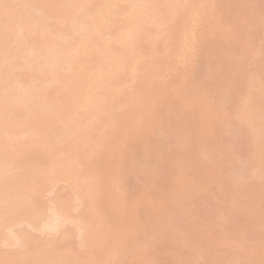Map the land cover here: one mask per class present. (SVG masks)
I'll list each match as a JSON object with an SVG mask.
<instances>
[{"label":"bare ground","instance_id":"bare-ground-1","mask_svg":"<svg viewBox=\"0 0 264 264\" xmlns=\"http://www.w3.org/2000/svg\"><path fill=\"white\" fill-rule=\"evenodd\" d=\"M244 2L0 0V264H98L100 257L108 264H132L131 258L155 264L161 253L171 254L169 247L181 253V246L186 264L209 260L215 244L218 250L231 240H203L172 224L182 219L176 216L181 201L194 204L200 193L209 192L208 178L224 169L232 172V166L226 169L229 159L241 156L242 147L238 143L232 150L221 139L227 133L246 144L243 164L239 159L229 174L231 187L213 197V206L224 219L223 203L235 211L244 202L253 204L255 216L248 212L260 234L255 241L264 245V15L253 22L257 30L251 28L260 31L258 36L252 30L251 36L262 39V52L252 62L258 65L255 74L243 63L249 54L237 56L240 44L253 53L247 49L249 22L244 21L246 27L236 20L248 17ZM146 46L144 52H152L147 51L149 61L141 51ZM249 56L252 61L255 54ZM127 69L133 72L126 75L133 78L132 96L122 86ZM165 73L178 75L177 81L170 77L173 87L183 81L175 93L180 94L163 96L166 101L160 92L169 90L170 82L159 80L167 78ZM157 80L161 83L155 86ZM232 109L240 110L238 123L231 122ZM96 119H101L97 130ZM221 126L225 135L219 137ZM92 130L101 136L93 138ZM133 132L142 136L137 139ZM171 137L175 144L168 143ZM81 138L87 141L76 149L71 142ZM65 140L75 150L65 147L70 156L59 148ZM62 181L69 184L72 200L82 204L74 206L61 194L49 202L47 196ZM247 189L251 194L242 198L240 191ZM188 205L178 209L183 217L189 215ZM132 233L138 240L128 239ZM126 239L133 243L125 244ZM253 258L249 264H264V257Z\"/></svg>","mask_w":264,"mask_h":264},{"label":"rangeland","instance_id":"rangeland-1","mask_svg":"<svg viewBox=\"0 0 264 264\" xmlns=\"http://www.w3.org/2000/svg\"><path fill=\"white\" fill-rule=\"evenodd\" d=\"M171 1V0H170ZM183 0H179V2H180V4H181V6H184V5H186V4H188V2H190V0H188V1H186V3H185V1H183ZM244 1V0H243ZM221 5V4H220ZM244 7H245V10H246V13H248V17L245 15V17H247V19L245 18V17H243V16H241V17H238L236 20H237V23L238 22H240V23H242V22H244V21H246V23L247 22H249L248 24H249V26H248V24H247V26H246V23L245 24H243L244 26H246L247 28H248V31H246L245 33H250L249 35H248V37L250 36V38L252 37L251 35H255L258 31H254L253 29H255V30H257L256 28L258 27H256V26H254V25H256V23H254V25H253V22H256V19L259 17V15H261V14H263L264 15V0H258L257 2H256V0H247V3H246V0H245V2H244ZM262 16V15H261ZM262 17H264V16H262ZM243 19H246V20H243ZM259 19V18H258ZM243 20V21H242ZM260 20H263V18H261L260 17ZM259 20H257V22H258ZM260 23L262 22V21H259ZM258 22V23H259ZM257 23V24H258ZM259 23V24H260ZM252 26H254V27H256V28H254V27H252ZM241 27V26H240ZM246 27H245V29H246ZM261 27H263L262 26V24H261ZM260 27V28H261ZM237 28V27H236ZM242 28V27H241ZM251 28H253V29H251ZM264 28V27H263ZM240 28H238V30H239ZM243 29V28H242ZM249 29H251V30H249ZM237 30V31H238ZM256 32V33H251V32ZM239 31H242L241 29L239 30ZM262 31H263V29H262ZM260 32V31H259ZM244 33V32H243ZM244 33V34H245ZM263 33V32H262ZM240 34L241 33H239V36H240ZM260 34V33H259ZM259 34L257 33V35L259 36ZM246 35V34H245ZM264 35V34H263ZM242 36H244V35H242ZM260 36H262V35H260ZM244 37H246L247 38V36H244ZM255 37V36H254ZM254 37H252L249 41H247V42H251L249 45H248V43H246L247 45H248V47H247V49H250V50H253V53H251L249 50H247L246 51V49H245V51L243 50V48H242V45H244V44H240V51L242 52H238L239 50L237 49L236 51L238 52V54L239 53H241V54H239V55H237V56H240V55H242L243 53H248L249 55L250 54H255V57H253V60L251 61L250 59H248V58H251V56H249L248 55V57L246 58V60L244 59L243 60V63H244V61H246L248 64L247 65H249V67L246 69V68H244V69H246V70H250L251 72L252 71H254L255 69H256V66H258V65H256V64H252V62L253 63H256V62H254L255 60H256V57H259V55L258 54H256V53H258L259 51H261L262 52V50H260V48H262L261 47V44H259L261 41H262V39H261V41H260V38L258 37L257 38V36H256V38H254ZM263 38H264V36H262ZM261 37V38H262ZM258 39H259V41H258ZM252 40V41H251ZM144 44H147L146 42L144 43ZM145 46V45H144ZM149 46V45H148ZM165 46H167V45H165ZM165 46H163V47H165ZM238 46V45H237ZM162 47V48H163ZM238 47V48H239ZM148 48H151L150 46L148 47ZM166 48V47H165ZM244 48H246V45L244 46ZM147 49V46L145 47V48H143V50H141L142 52H143V54L145 53V54H147V56H148V61H149V52H147V51H150L149 49L146 51V52H144V50H146ZM168 48H166V49H162V50H167ZM161 50V51H162ZM160 51V50H159ZM158 51V52H159ZM160 51V52H161ZM141 52V53H142ZM151 52V51H150ZM165 52V51H164ZM260 52V53H261ZM152 53V52H151ZM159 54V53H158ZM162 53H160V55H161ZM243 55H245L246 56V54H243ZM262 55H264V54H261L260 56H262ZM145 56V55H144ZM147 56H145V59H147L146 57ZM150 56L152 57L151 59H150V62H152V61H155V59H153L154 57L150 54ZM162 56V55H161ZM245 56H244V58H245ZM241 57V56H240ZM243 57V56H242ZM241 57V58H242ZM140 58H141V55H140ZM239 58V57H238ZM240 58V59H241ZM263 58V60H264V56L262 57ZM143 59H144V57H143ZM157 60V59H156ZM262 60V61H263ZM251 61V62H250ZM259 61V60H258ZM260 61H261V58H260ZM138 62H140V61H138ZM157 62V61H156ZM153 64V63H152ZM259 64V63H258ZM243 66H244V64H243ZM245 67V66H244ZM253 69V70H252ZM128 70V69H127ZM127 70H125L124 72L126 73H124V76H125V79H124V77H122L123 79H119V81H121V82H118V85H119V87H121L120 85H121V83L123 82V84H122V86H124V87H126V86H128L127 88L129 89L131 86H129V83H131L132 82V79L133 78H131L130 80H128V78H127V76L126 75H128L129 76V78H130V75L131 74H133V72L131 73V69H129L128 71H130V72H127ZM257 70V69H256ZM256 70H255V74H256ZM242 72V71H241ZM245 73V75L247 76V72L248 71H244ZM250 73V72H249ZM130 74V75H129ZM169 75H170V73H168ZM173 74V73H172ZM255 74H253L252 73V76H254ZM167 76V73H165L164 74V76ZM167 76V78L166 77H163V75L160 77V81L163 83V85H166L168 82L167 81H169L170 83V85H168V86H165V87H167L166 89H169V90H166V91H164V89H161L160 87H163V88H165L164 86H162V85H160V87H155V89H158V91L157 92H159V91H164L163 93L162 92H160L161 93V95L160 96H162V98L163 99H161L160 98V100H164V101H166V100H168L167 98H166V100L164 99V97L163 96H167V94H169V95H172V94H174L175 95V93H177V90L179 89H181V88H179V87H181V84L183 83V81L181 82V84H180V82L178 81V82H176V83H179L178 85H180V86H177L178 88H176V86H172V81H173V78L175 79L176 78V81H177V77H178V75H176V74H173L174 75V77L173 76ZM122 76H123V74H122ZM170 77L172 78V81H171V79H170ZM226 78H229V77H226ZM167 81H166V80ZM118 80V79H117ZM117 80H116V82H114V83H117ZM123 80V81H122ZM135 80H138L137 78L135 79ZM135 80H133V81H135ZM160 81H156V83L154 82V84H155V86L156 85H158V84H160L161 82ZM165 81V82H164ZM157 82H158V84H157ZM160 82V83H159ZM184 82H187V81H185L184 80ZM132 83H134V82H132ZM130 84V85H132L133 86V84ZM186 84V83H185ZM118 85H117V87H118ZM173 85H175V83L173 84ZM184 85V84H183ZM169 86H170V88L171 87H173L172 89H170L169 88ZM115 86H113V89H118V88H114ZM123 87V88H124ZM247 88L246 89H248V86H246ZM176 88V89H175ZM182 88H184L183 86H182ZM245 88V87H244ZM128 89H126V93H128ZM131 90H132V88H130ZM245 89V90H246ZM131 90H130V92H131ZM171 90V91H170ZM173 90V91H172ZM116 91V90H115ZM114 91V92H115ZM118 91V93H119V96H120V92L119 91H121V89L119 88V90H117ZM176 91V92H175ZM123 92H125V90L123 91ZM173 92V93H172ZM179 92V91H178ZM180 92H182V91H180ZM244 92H246L247 93V91H244ZM243 92V93H244ZM116 93V92H115ZM132 93H133V90H132V92L129 94L130 96H132ZM171 93V94H170ZM245 93V94H246ZM121 94H122V91H121ZM180 93H178L177 95H179ZM168 95V96H169ZM174 95H172V96H174ZM177 95H175V96H177ZM174 96V97H175ZM113 97H117L116 96V94H114L113 95ZM169 98V97H168ZM169 99H172V98H169ZM241 100H245V97H242L241 98ZM163 102V101H162ZM120 105V104H119ZM118 105V106H119ZM121 106H123V105H121ZM121 106H119V107H121ZM118 107V108H119ZM117 107H113V109L115 110ZM112 108H111V111L113 110ZM120 109H122V108H120ZM117 110V109H116ZM115 110V111H116ZM240 110H236V109H232L229 113H228V115H231V118H232V120H231V122L234 120V122L235 123H238V120L240 119V115H239V117L237 116L238 115V112H239ZM113 112V111H112ZM117 112V111H116ZM115 112V113H116ZM114 113V112H113ZM211 114L212 113H210L209 115L211 116ZM237 114V115H236ZM116 115V114H115ZM225 115V114H224ZM244 114H242V116H243ZM106 116V115H105ZM104 116V114H103V116H102V118L103 117H105ZM235 116H237V117H235ZM101 118V119H102ZM101 119H96L97 121L95 122L96 123V126L94 125L95 123H93V125H94V128L97 130V129H100L99 127V121L101 120ZM105 119V118H104ZM241 121V120H240ZM239 121V122H240ZM101 122V121H100ZM97 123H98V126L99 127H97ZM135 126V125H134ZM220 126V125H219ZM137 127V128H136ZM142 126H135V128H134V131L135 132H139L141 129ZM144 127V126H143ZM215 127H216V125H215ZM217 127H218V124H217ZM222 127V126H221ZM94 128H93V130H94ZM138 130V131H136V130ZM218 129H220V127L218 128ZM217 129V130H218ZM237 129V128H236ZM243 129V128H242ZM242 129H241V131H242ZM92 130V131H93ZM238 130V129H237ZM244 130V129H243ZM100 131V130H99ZM95 132V131H93V133H95L94 134V137L93 138H95V137H98L99 136V134H101V132ZM102 131V130H101ZM219 131V130H218ZM239 131H240V129H239ZM89 132H91V129L89 130ZM103 132V131H102ZM105 132V131H104ZM104 132H103V134H104ZM135 132H133V133H135ZM141 133L143 132V134H144V129H142L141 131H140ZM223 132H224V127H222V129H221V131H219V133H220V136L219 137H221L222 135H225V134H223ZM238 132V131H237ZM237 132H235L234 131V133H237ZM244 132V131H243ZM132 133V134H133ZM216 133H217V131H216ZM226 133V132H225ZM234 133H232V134H234ZM238 133H240V132H238ZM90 134V133H89ZM105 134H107V132H105ZM105 134H104V136H105ZM137 133H135V134H133V135H135L134 137H136L137 139H139V135H141L140 133H138L139 135H136ZM87 136H88V134H86ZM92 135V134H91ZM91 135H89V136H91ZM95 135H98V136H95ZM230 135V134H229ZM235 135V134H234ZM237 135V134H236ZM242 135H244V134H242ZM89 136H88V138H89ZM101 136V135H100ZM99 136V137H100ZM139 136V137H138ZM142 136V135H141ZM218 136V135H217ZM231 137H233L232 135H230ZM238 136V135H237ZM236 136V137H237ZM239 136H241V135H239ZM245 136L247 137V135L245 134ZM245 136H244V138H245ZM134 137L132 136V135H129V137L128 138H133L134 139ZM224 138H222L221 137V139H224L225 140V142L227 143V145L232 149V150H234L235 149V147L236 146H238L237 144L239 143V147H242V149L241 148H239V151L238 152H241V156L243 157V150L245 149H243V146L245 147V143H243V146H242V144L239 142L240 140L242 141V139H241V137L239 138L238 137V139H235L234 137L233 138H231V137H228V133L226 134V137L225 136H223ZM92 137H90V139H91ZM136 138L134 139V140H136ZM242 138H243V136H242ZM243 138V141L244 140H246V138L244 139ZM130 139V140H131ZM240 139V140H239ZM248 139V138H247ZM72 140V139H71ZM79 140V139H78ZM73 141V140H72ZM76 141V140H75ZM87 141V138H85V139H82L81 138V140L78 142V141H76V142H71V143H73V144H75V148L77 147H79L78 145H83L85 142ZM69 142L70 141H64L63 142V144H60L61 146H59V148H62L63 149V154H65L66 156H67V154H68V152H67V150L65 149V147L66 146H68V147H70L69 146ZM79 144H78V143ZM90 142V141H89ZM172 143V144H175L176 143V140L173 138V137H171V138H169V141H168V143ZM245 142V141H244ZM77 143V144H76ZM171 144V145H172ZM245 144V145H244ZM88 145V144H87ZM87 145H85V148L87 147ZM72 148H73V145L71 146ZM37 148H39V147H37ZM71 148V149H72ZM76 148V149H77ZM237 148V147H236ZM246 148H247V146H246ZM66 150V153H65V150ZM69 149V148H68ZM58 150V149H57ZM60 150V149H59ZM73 150H74V148H73ZM37 151L39 152V150L37 149ZM75 151V150H74ZM246 151H247V149H246ZM60 152V151H59ZM58 152V153H59ZM31 153L33 154L34 152H32V150H31ZM36 154V153H35ZM235 154V153H234ZM37 155V154H36ZM64 155V156H65ZM69 155V154H68ZM245 156L247 155V154H244ZM33 156H35V155H33ZM70 156V155H69ZM232 156V159H231V157H230V163H231V165L229 164V166H228V168L226 167V169H229L230 168V166H232L233 167V169H232V172L234 171V166H238V161H239V159H240V161H239V165H241V164H243V163H241V156L239 155V156H237V155H231ZM29 157H31V155L29 156ZM32 158V157H31ZM245 158V157H244ZM243 158V159H244ZM43 161V160H42ZM41 163H43L44 164V161L43 162H41ZM206 165V164H205ZM203 165H201L200 166V168H203V167H205V166H203ZM242 167V166H241ZM206 168V167H205ZM236 168V167H235ZM239 168H240V166H239ZM43 169H45V167L43 168ZM241 169V168H240ZM232 172H229L228 170H221V171H218V173H217V175H216V177L214 178H212V177H210V178H208L207 180L209 181H207V183H209V192H206L205 193V195L206 196H204V193H200V199L199 200H195V203L194 204H192V205H188V208H189V215H188V217H183L182 216V214L181 213H179L181 210H179L178 211V209H179V207H181V204L184 206L185 205V207H187V205H186V203L184 202V204H183V201H181L180 202V205H179V207H177V213H176V216L179 214V216H181L182 217V219L181 220H179V221H177V223H173L172 224V226L173 227H176V228H178V229H180L183 233H186V232H191L194 236H196V237H198V238H200V239H203V240H213V242H217V243H219L220 241L222 242L224 239H226V238H228L229 240H231V244H230V246H226V245H224V247H219L218 248V250H215L218 246L215 244V249L214 250H210L211 251V254H212V256H211V258L209 259V260H206V259H200V260H198V264H229V263H226L227 261H229V262H231V264H245V263H247L248 262V264H249V257H250V259L251 258H253L254 260H256V259H258V260H256V261H260L261 260V258H263L264 257V252H263V247H264V245L262 246V245H260L261 246V248L257 245V243H256V241L255 240H257V238L259 237L260 238V234H257L256 235V232H257V229L255 228V223H254V221H252L253 219H254V217H253V219H251V217H250V213L248 212V210L249 211H251V216L253 215V216H255V212L252 210V206H254L253 204L251 205V203L249 204V205H247L246 204V202H244L243 204H246V205H237V207L235 208V209H237L236 211H237V213H236V211L235 210H232V207H233V205H230V204H227V203H223V206H222V215L223 216H225V218L224 219H220V218H218V209H216V208H214V206H215V201L213 200V197H215V196H217V194L220 192V191H226L227 189H229L230 187H231V181H230V176H229V174L230 173H232ZM202 177H203V175H202ZM210 179V180H209ZM244 180V179H243ZM243 180H242V182H243ZM245 181V180H244ZM261 181V180H260ZM263 181V180H262ZM258 182V181H257ZM59 183V182H58ZM58 183H55L56 184V186H57V184ZM138 183L139 182H135V184L134 185H137V187H138V189H139V185H138ZM245 183V182H244ZM262 183V182H261ZM241 184V183H240ZM257 184H259V183H257ZM69 185V184H68ZM68 185L64 182L63 183V181H62V183L60 182L59 184H58V186H57V188H56V190L52 193L51 191V195L50 196H47L48 197V199H50L51 200V198H53L54 199V197L53 196H55V194H61V196L65 199V200H72L73 198V196L71 195V193H70V190H69V188H70V186L68 187ZM244 185V184H243ZM262 185H264V184H262ZM261 184H260V186H262ZM134 187V186H133ZM136 187V186H135ZM238 187L240 188L241 186H237L236 187V190L238 189ZM54 188V187H53ZM243 188V187H242ZM245 188V187H244ZM244 188L243 189H241V190H244ZM55 189V188H54ZM50 190H52V189H50ZM134 190H136V189H134ZM53 191V190H52ZM50 192L48 191V193L50 194ZM248 192V189H247V191L246 192H241L240 191V193L242 194V198L243 197H245V196H247V199H248V196L251 194V193H247ZM48 193H45L46 195L48 194ZM256 193V192H255ZM38 194H36V196H37ZM253 195V194H252ZM43 196H45L44 194H43ZM254 196V195H253ZM253 196H251V198H249V200L251 201V202H253V200H252V197ZM256 196H258V190H257V194L253 197V198H255ZM46 197V196H45ZM45 197H43V198H45ZM47 197L45 198V200H48L47 199ZM57 198H58V196H56ZM63 198H62V200H63ZM246 199V198H245ZM244 199V200H245ZM58 200V199H57ZM56 200V201H57ZM74 200V199H73ZM70 201V202H72V204L74 205L75 203L77 204V206L79 205V202L80 201H77V202H74V201ZM133 200H137V201H139V202H142L141 200H139L137 197H136V199H134L133 198ZM220 200V199H219ZM52 201H55V200H51V201H49V202H52ZM76 201V200H75ZM135 201L132 203V204H134L135 203ZM47 202V201H46ZM138 202V203H139ZM48 203V202H47ZM53 203V202H52ZM81 203V202H80ZM138 203H136V204H138ZM247 203H248V200H247ZM49 204L50 203H48V207H49ZM71 204V205H72ZM82 204V203H81ZM179 204V203H178ZM52 205H54V204H52ZM72 205V207H74ZM135 205V204H134ZM138 205H140V203L138 204ZM138 205H136V206H138ZM214 205V206H213ZM136 206H134L133 208H135V210H137L136 209ZM183 206H182V208H183ZM238 206H240V207H238ZM249 206H251V207H249ZM70 207V206H69ZM82 208H84V207H82ZM132 208V209H133ZM80 209V208H79ZM139 209V208H138ZM175 209H176V207H175ZM185 209H187V208H184V210ZM80 210H82V209H80ZM183 210V209H182ZM258 210H260V208L258 209ZM83 211V210H82ZM188 211V210H187ZM252 211L254 212V213H252ZM262 211H263V209H262ZM261 211V212H262ZM73 212H74V210H73ZM76 212V211H75ZM77 212H78V210H77ZM80 212V211H79ZM135 212V211H134ZM72 213V212H71ZM73 214H75V213H73ZM77 214V213H76ZM75 214V215H76ZM135 216V215H134ZM175 216V217H176ZM256 218V217H255ZM201 219L203 220V221H201ZM251 219V220H250ZM173 221H174V219H173ZM172 221V222H173ZM248 221H250V222H253V224H250V222H248ZM249 223V224H248ZM136 225V224H135ZM134 226V225H133ZM253 227H254V229H253ZM24 228V227H23ZM136 228H137V226H136ZM256 229V232L254 231ZM64 230V229H63ZM66 230V229H65ZM134 231V228H130L129 229V231L130 232H132V231ZM136 230V229H135ZM135 232V231H134ZM128 233V232H127ZM136 233H138V231L136 232ZM136 233H132V234H135V235H130V234H127L128 235V239H130V237L132 238V239H130V240H132V241H135V238L137 239V238H139V234L140 233H138V235H136ZM52 234H54V233H52ZM55 234H59V233H57V232H55ZM44 235H45V237H44ZM43 235V237L44 238H46V236H48L47 234H44ZM51 235V234H50ZM130 235V236H129ZM141 235V234H140ZM56 236V235H55ZM55 236H52V237H55ZM134 236H136L134 239H133V237ZM138 236V237H137ZM51 237V238H52ZM141 237V236H140ZM48 238H50V237H48ZM47 238V239H48ZM259 238H258V240H259ZM128 239H126V241H125V244H131V243H133V242H131L130 240H128ZM142 239V238H141ZM50 240V239H49ZM138 240V239H137ZM75 241V239H73L72 238V242H74ZM126 242H128V243H126ZM139 242H140V240H139ZM259 243H260V241H259ZM261 243H263L262 241H261ZM128 244V245H129ZM219 245V244H218ZM219 246H221V244L219 245ZM240 248H242L243 249V254H242V251H241V255H238V253H239V249ZM7 249V248H6ZM5 250V249H4ZM8 250L11 252L12 250H13V248H8ZM165 252H166V250H165V248L163 249ZM261 250V251H260ZM82 251H83V249H82ZM82 251H79V254H81L80 252H82ZM163 252V251H162ZM168 252H170L171 254H168V255H166L165 253H161L162 255H160L159 257H158V259H157V261H156V263L155 264H186V262L184 261V260H186V259H184V256H185V253L187 252L186 251V249H185V247L184 246H181V253H180V251L178 250V249H175L174 247H169V249H168ZM261 252H263V253H261ZM84 253V252H83ZM178 255H181V256H179L178 257ZM255 255H256V257H255ZM95 256V255H94ZM96 257V256H95ZM94 258V257H93ZM98 258V257H97ZM243 258V259H242ZM260 258V259H259ZM101 260V257L100 258H98V260ZM104 259V258H103ZM137 259L138 258H131V263L132 264H136L137 263ZM229 259H231V260H229ZM264 259V258H263ZM100 260H99V262H97L98 264H104V263H100ZM179 260H180V262H179ZM102 262H105V264H108L109 262L107 261V263H106V260H101ZM110 261V260H109ZM253 260L251 259V262H252ZM263 262H264V260H262ZM261 261V262H262ZM96 262V261H95ZM113 261H111V263H112ZM129 262V263H130ZM110 263V264H111ZM114 264H115V262H113ZM112 263V264H113ZM197 263H195V264H197ZM262 264V263H261Z\"/></svg>","mask_w":264,"mask_h":264}]
</instances>
